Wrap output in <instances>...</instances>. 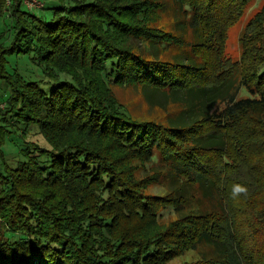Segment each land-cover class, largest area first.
I'll use <instances>...</instances> for the list:
<instances>
[{
    "label": "trees",
    "instance_id": "16d2710c",
    "mask_svg": "<svg viewBox=\"0 0 264 264\" xmlns=\"http://www.w3.org/2000/svg\"><path fill=\"white\" fill-rule=\"evenodd\" d=\"M249 1L56 0L45 19L0 0L14 32L0 45L10 89L0 101V264H171L188 251L198 259L179 264H264V6L243 27L239 58L224 55ZM20 52H33L39 79L7 69ZM61 57L76 74L58 68ZM111 84H138L162 119L119 110ZM237 87L247 96L233 98ZM32 125L52 150L41 159L25 141L11 167L7 128L23 138ZM160 175L164 191L145 194ZM38 179L72 195L32 202L23 183ZM234 185L247 195L233 199Z\"/></svg>",
    "mask_w": 264,
    "mask_h": 264
},
{
    "label": "rangeland",
    "instance_id": "374dc122",
    "mask_svg": "<svg viewBox=\"0 0 264 264\" xmlns=\"http://www.w3.org/2000/svg\"><path fill=\"white\" fill-rule=\"evenodd\" d=\"M133 0H110V2H113V4L118 3H126L131 2ZM141 1V0H137ZM22 3V10H27L33 13L34 15L38 17H44L45 19H49L53 12V8L59 7V4L56 2V0H20ZM5 5H9V0H5L3 2ZM264 6V0H250L244 10L243 14L239 17V19L231 26L226 32V40L224 43V55L227 58H231V60H237L240 56V46H239V36L243 30V27H245L247 21L256 14L261 8ZM115 10V9H114ZM160 24H166L168 23L165 18L161 19L159 21ZM14 37V32L12 28V22L9 17H1L0 18V45L2 46H8L11 42V40ZM33 57V52H27V53H11L7 56L6 62L8 64L7 69L10 72H17L20 76H22L26 80H37L41 76V69L37 65H35L31 59ZM58 59V62H57ZM55 62L58 64V68L62 71L67 70L69 73L76 74L77 72H74V66H77L74 62L71 63L68 62V59L65 60L64 57L57 58ZM73 66V67H72ZM54 73V71H53ZM72 78L65 73H56V81L65 82L66 80H71ZM9 83L8 80H5L4 78H0V101L7 97L9 94ZM110 92L115 96L118 104H119V110L122 111L125 110V113L128 116H134L137 118H147L152 117L156 119H162L163 112L156 109H150L146 105V102H144L140 86L137 85H114L111 84L110 86ZM233 98L239 99L240 97H246L247 94H245L244 90L240 87H237L233 91ZM225 107V103H219L217 105V109L221 110ZM4 108L3 102H0V112ZM3 123V122H1ZM20 128H23V125H19ZM20 128L17 130H13L12 127H8L7 129L10 131V133L7 135L1 149L3 154L5 155V158L7 159V164L11 165V167L17 163L22 157L19 155V149L24 147L25 141H28V149L30 151H35L36 154L41 155V159H45L46 155L50 154V151L52 150L51 145L44 139V136L41 133H38L39 130L36 126H29L25 129H28L25 134L21 137ZM65 142V140H63ZM27 147V146H26ZM155 152V158L154 163H149V169L152 170V168H156L157 162L156 159L160 158V154L157 151ZM49 153V154H48ZM156 162V163H155ZM150 174H153L150 171ZM161 184L147 188L146 190H143V192L146 194L147 192H163L162 185L165 184L163 175H160ZM23 186L26 187L27 192H30L32 194V197H28V200H31L34 202V199L36 197H42L46 201L47 204H58L63 199H68L69 195H72V188L70 186L65 185V188L63 186L58 187L57 184H49V182H42L40 179L37 181H27L25 180L23 183ZM1 188V187H0ZM2 189H0L1 193ZM79 203V202H78ZM77 203V204H78ZM162 211L164 219L161 221L160 225H164L165 221H167V218L169 216L168 209H165ZM41 218L47 217L46 215L40 216ZM58 224V223H57ZM198 259V255L192 251H188L185 256L177 258L171 262V264H179L184 261L186 262H195ZM63 261H61L59 264H62Z\"/></svg>",
    "mask_w": 264,
    "mask_h": 264
},
{
    "label": "clouds",
    "instance_id": "9594fccd",
    "mask_svg": "<svg viewBox=\"0 0 264 264\" xmlns=\"http://www.w3.org/2000/svg\"><path fill=\"white\" fill-rule=\"evenodd\" d=\"M241 195H247V188L241 185H234L232 189V198L236 199Z\"/></svg>",
    "mask_w": 264,
    "mask_h": 264
}]
</instances>
